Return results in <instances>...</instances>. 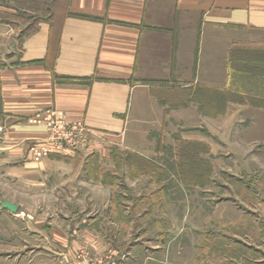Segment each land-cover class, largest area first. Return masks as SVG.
Wrapping results in <instances>:
<instances>
[{"label":"crops","instance_id":"0c3cea01","mask_svg":"<svg viewBox=\"0 0 264 264\" xmlns=\"http://www.w3.org/2000/svg\"><path fill=\"white\" fill-rule=\"evenodd\" d=\"M9 2L0 0V176L18 184L74 155L54 151L35 162L28 152L47 143L58 114L86 128L88 147L101 156L110 144L152 159L177 142L204 143L203 158L216 172L228 156L241 159L235 152L244 145L250 157L240 160L243 176L264 168V120L236 117L244 110L264 117V108L227 100L242 67L264 57V0H47L41 18L25 26ZM198 90L222 104L205 108ZM242 184L252 210L220 200L217 218L250 221L249 239L258 242L244 236L241 244L250 264H264V193ZM169 204L177 224L180 212L188 219L194 209Z\"/></svg>","mask_w":264,"mask_h":264},{"label":"rangeland","instance_id":"374dc122","mask_svg":"<svg viewBox=\"0 0 264 264\" xmlns=\"http://www.w3.org/2000/svg\"><path fill=\"white\" fill-rule=\"evenodd\" d=\"M12 3L21 26L42 16V4ZM252 65L249 73L242 67L243 78L231 81L228 103L256 109V102H264L254 96V75L260 73ZM254 113L244 110L236 117L264 120ZM50 127L47 143L28 148L34 161L54 151L74 155L52 161L46 173L36 172L31 180L22 175L18 184L0 176V202L18 206L12 213L0 203V264H250L251 253L242 245L244 236L246 243L255 241L249 239L254 230L250 221L224 225L215 205L227 199L225 203H242L246 213L252 210L253 199L242 182L264 193V168L247 178L241 172L240 160L250 157L244 145L236 146L241 159L228 156L214 172L203 158L209 154L204 143L177 142L172 150L159 149L152 159L110 144L102 149L108 155L101 156V149L88 147L86 128L68 145L57 146L51 142ZM169 203H194V209L188 219L186 211L180 212L177 224L170 218L175 208Z\"/></svg>","mask_w":264,"mask_h":264},{"label":"trees","instance_id":"16d2710c","mask_svg":"<svg viewBox=\"0 0 264 264\" xmlns=\"http://www.w3.org/2000/svg\"><path fill=\"white\" fill-rule=\"evenodd\" d=\"M13 2L15 3H19V1H21L23 3V5H26V4H42L44 5V2L45 0H12ZM26 3V4H25ZM259 60V61H258ZM258 60H255L254 61V69L256 70L257 73H260V75L258 74H255L254 75V96H258L259 95V98L261 97L263 100H264V93H261V89L259 88V82H262L264 84V58H262V62L260 59ZM246 66V65H245ZM256 67V68H255ZM253 68V65L252 63L248 64V66H246L245 68V72L246 73H249V71H251ZM261 83V85H262ZM196 99H198L199 101L203 100L202 102H204V105L207 107V108H214V107H217L218 104H222V98L219 100L218 98V95L215 96V97H210L208 100H207V91H204V90H198V92L196 93ZM222 97V96H221ZM254 106H259V107H262L264 108V102L263 103H257L254 104Z\"/></svg>","mask_w":264,"mask_h":264},{"label":"built area","instance_id":"2783aa9c","mask_svg":"<svg viewBox=\"0 0 264 264\" xmlns=\"http://www.w3.org/2000/svg\"><path fill=\"white\" fill-rule=\"evenodd\" d=\"M48 126H53V128L50 127L53 129L51 142L57 146L69 144L71 143V137L76 138L86 133L84 127L79 124L69 126V124L65 122L62 114L56 115L54 120L49 122Z\"/></svg>","mask_w":264,"mask_h":264},{"label":"water","instance_id":"95a60500","mask_svg":"<svg viewBox=\"0 0 264 264\" xmlns=\"http://www.w3.org/2000/svg\"><path fill=\"white\" fill-rule=\"evenodd\" d=\"M1 207L4 209H8L10 212L15 213L18 210V206L8 202V201H4L1 203Z\"/></svg>","mask_w":264,"mask_h":264}]
</instances>
